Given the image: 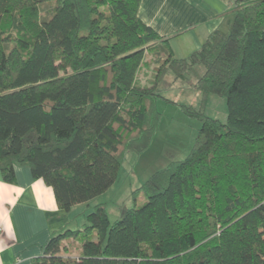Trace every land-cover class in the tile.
Masks as SVG:
<instances>
[{"label":"trees","instance_id":"16d2710c","mask_svg":"<svg viewBox=\"0 0 264 264\" xmlns=\"http://www.w3.org/2000/svg\"><path fill=\"white\" fill-rule=\"evenodd\" d=\"M140 5L0 0L3 178L27 166L60 210L86 206L85 223L57 232L30 264H264V0H235L226 27L182 58ZM168 75L199 90L203 107L225 98L228 118L186 107L201 121L190 152L147 178L132 194L145 203L111 223L106 203L91 202L149 148Z\"/></svg>","mask_w":264,"mask_h":264},{"label":"crops","instance_id":"0c3cea01","mask_svg":"<svg viewBox=\"0 0 264 264\" xmlns=\"http://www.w3.org/2000/svg\"><path fill=\"white\" fill-rule=\"evenodd\" d=\"M234 5L235 0H141L139 16L171 38L175 56L182 58L226 27ZM85 209L60 210L53 188L34 178L27 166H16L13 183L4 180L0 169V264H30L57 232L82 226Z\"/></svg>","mask_w":264,"mask_h":264},{"label":"rangeland","instance_id":"374dc122","mask_svg":"<svg viewBox=\"0 0 264 264\" xmlns=\"http://www.w3.org/2000/svg\"><path fill=\"white\" fill-rule=\"evenodd\" d=\"M155 66L150 63L149 67L141 71L140 82L152 76ZM160 89L164 98L158 100L157 108L162 113V119L149 148L140 155L130 153L121 168L118 181L108 192L91 202V205L106 203L111 223L123 218L135 204L141 206L145 203L143 195L134 201L132 194L147 178L171 162L185 159L190 152L201 121L188 115L186 107L196 111L203 109L206 116L222 122L228 118V104L223 97L211 95L203 107L199 90L183 82L174 84L170 75L163 80Z\"/></svg>","mask_w":264,"mask_h":264}]
</instances>
